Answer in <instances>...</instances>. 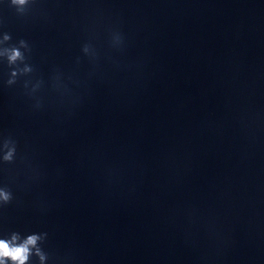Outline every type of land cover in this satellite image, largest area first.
Segmentation results:
<instances>
[{"label": "water", "instance_id": "95a60500", "mask_svg": "<svg viewBox=\"0 0 264 264\" xmlns=\"http://www.w3.org/2000/svg\"><path fill=\"white\" fill-rule=\"evenodd\" d=\"M0 49V238L264 264V0H0Z\"/></svg>", "mask_w": 264, "mask_h": 264}, {"label": "clouds", "instance_id": "9594fccd", "mask_svg": "<svg viewBox=\"0 0 264 264\" xmlns=\"http://www.w3.org/2000/svg\"><path fill=\"white\" fill-rule=\"evenodd\" d=\"M27 2L28 0H12V3L20 10ZM4 39H8V36L5 35ZM0 55H7L9 63H14L17 59L22 58V53L18 49H0ZM13 152L14 149L5 152L2 159L11 160ZM11 199L12 193L7 188L0 187V204H6ZM41 238V235L33 233L21 239L19 233L15 232L8 238H0V264H25L33 252L39 256L41 264H43L47 257L37 243Z\"/></svg>", "mask_w": 264, "mask_h": 264}]
</instances>
